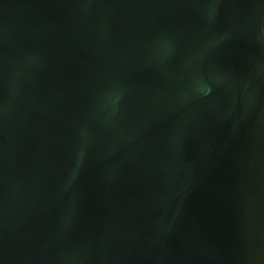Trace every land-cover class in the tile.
I'll return each mask as SVG.
<instances>
[{
	"label": "water",
	"instance_id": "obj_1",
	"mask_svg": "<svg viewBox=\"0 0 264 264\" xmlns=\"http://www.w3.org/2000/svg\"><path fill=\"white\" fill-rule=\"evenodd\" d=\"M0 264H264V0H0Z\"/></svg>",
	"mask_w": 264,
	"mask_h": 264
}]
</instances>
